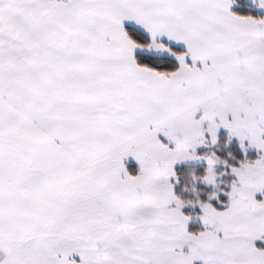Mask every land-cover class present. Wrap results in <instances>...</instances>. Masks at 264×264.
<instances>
[{
  "label": "snow or ice",
  "instance_id": "obj_1",
  "mask_svg": "<svg viewBox=\"0 0 264 264\" xmlns=\"http://www.w3.org/2000/svg\"><path fill=\"white\" fill-rule=\"evenodd\" d=\"M0 264H264V0H0Z\"/></svg>",
  "mask_w": 264,
  "mask_h": 264
}]
</instances>
